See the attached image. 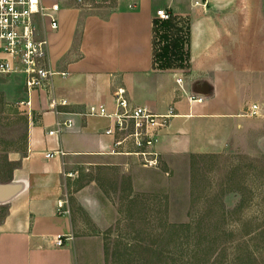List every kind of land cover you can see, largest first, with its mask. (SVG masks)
Masks as SVG:
<instances>
[{"label": "crops", "instance_id": "1", "mask_svg": "<svg viewBox=\"0 0 264 264\" xmlns=\"http://www.w3.org/2000/svg\"><path fill=\"white\" fill-rule=\"evenodd\" d=\"M44 1L61 7L58 30L49 22L40 26L48 66L68 76H56L30 96L21 76L7 87L8 99L30 97L32 107L23 114L26 148L9 153L12 173L0 174V264H79L72 210L58 213L66 168L137 157L130 131H120L116 120L86 115L92 105L116 114L119 89L127 91L132 109L165 114L175 108L157 147L161 163L226 154L253 130L264 149V0ZM159 10L177 19L184 42L170 68L159 58L177 36L156 30V22H165ZM178 59L186 64L180 69ZM69 120L72 128L50 135ZM60 234L72 239L63 248L54 241Z\"/></svg>", "mask_w": 264, "mask_h": 264}, {"label": "rangeland", "instance_id": "2", "mask_svg": "<svg viewBox=\"0 0 264 264\" xmlns=\"http://www.w3.org/2000/svg\"><path fill=\"white\" fill-rule=\"evenodd\" d=\"M16 78L0 75L2 177L8 154L26 148L25 113L7 97ZM66 172L79 264H264V149L254 130L223 155L158 168L120 157Z\"/></svg>", "mask_w": 264, "mask_h": 264}, {"label": "built area", "instance_id": "3", "mask_svg": "<svg viewBox=\"0 0 264 264\" xmlns=\"http://www.w3.org/2000/svg\"><path fill=\"white\" fill-rule=\"evenodd\" d=\"M76 1L84 2V0ZM60 11L61 7L58 3L48 6L44 0H0V75L23 77L29 96L36 90L44 89L46 84H52L56 76H68L67 73L55 72L48 66L49 43L40 36L42 22H49L52 30L59 29ZM157 16L165 22L172 19V15L167 10H159ZM177 83L183 89V80L179 79ZM116 103L118 112L114 115L109 114L104 105L89 106L86 115L116 120L120 131H130V137L137 149L134 155L142 159L144 167L158 168L160 154L157 147L161 142L162 131L169 127L176 116L175 108H170L165 114H154L148 108L132 109L125 89L117 91ZM52 106L56 108L55 103ZM31 107L30 97L27 101L19 103V109L25 114H30ZM258 109V106H254L251 115L257 116ZM73 126V120L63 124L58 123L60 130L50 132V135ZM107 134L113 135L114 130H108ZM120 145L121 143H117L116 146ZM117 153L113 151V154ZM58 213L63 216L71 214L68 200L58 203ZM71 240L63 234L54 239L58 248L65 247Z\"/></svg>", "mask_w": 264, "mask_h": 264}, {"label": "trees", "instance_id": "4", "mask_svg": "<svg viewBox=\"0 0 264 264\" xmlns=\"http://www.w3.org/2000/svg\"><path fill=\"white\" fill-rule=\"evenodd\" d=\"M176 22H177V19L175 18L174 19L172 18V20H170L169 22H164L162 24L160 22H156V30L158 32L165 31L166 34L171 33V34H174V36H177L175 41H172V43L166 46L163 54L159 58L162 61V66H161L162 68L172 67L173 66L172 58L177 57L178 55H181V50L184 47V42L179 37L181 30L177 28L178 22L177 23ZM165 39L168 41L169 40L168 36H165ZM12 170L13 168L11 169L10 173H12ZM10 176L8 178L12 177Z\"/></svg>", "mask_w": 264, "mask_h": 264}]
</instances>
